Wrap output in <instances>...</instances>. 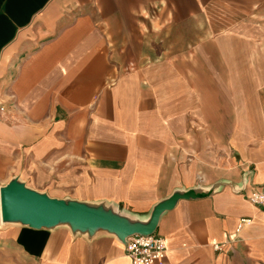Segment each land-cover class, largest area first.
Returning a JSON list of instances; mask_svg holds the SVG:
<instances>
[{"label": "crops", "instance_id": "1", "mask_svg": "<svg viewBox=\"0 0 264 264\" xmlns=\"http://www.w3.org/2000/svg\"><path fill=\"white\" fill-rule=\"evenodd\" d=\"M262 34L264 0H0V187L130 224L175 197L154 264H264ZM0 264L132 263L112 231L0 215Z\"/></svg>", "mask_w": 264, "mask_h": 264}, {"label": "water", "instance_id": "2", "mask_svg": "<svg viewBox=\"0 0 264 264\" xmlns=\"http://www.w3.org/2000/svg\"><path fill=\"white\" fill-rule=\"evenodd\" d=\"M175 197L159 203L147 224L128 223L125 219L75 201H63L33 191L15 180L0 187V215L3 221L18 220L32 228L68 223L78 230L102 228L112 231L123 243L132 234L155 231L160 213L169 208Z\"/></svg>", "mask_w": 264, "mask_h": 264}, {"label": "built area", "instance_id": "3", "mask_svg": "<svg viewBox=\"0 0 264 264\" xmlns=\"http://www.w3.org/2000/svg\"><path fill=\"white\" fill-rule=\"evenodd\" d=\"M5 107L0 103V119L3 118ZM246 198L264 211V191L257 187L249 189ZM124 250L132 264H154L166 255V243L163 236L151 234H132L123 242ZM218 248V246H215Z\"/></svg>", "mask_w": 264, "mask_h": 264}, {"label": "rangeland", "instance_id": "4", "mask_svg": "<svg viewBox=\"0 0 264 264\" xmlns=\"http://www.w3.org/2000/svg\"><path fill=\"white\" fill-rule=\"evenodd\" d=\"M257 46H253V49L251 50V57H253L254 61L257 63H261L260 65H253L252 69H253V77H255V75L261 74V78L262 80L260 81H256L255 80L253 82H251L252 85V89L253 90H258V91H262V96L264 99V64H263V34L259 36V39L257 40ZM257 60V61H256ZM255 64V63H254ZM261 117L264 121V113L261 114Z\"/></svg>", "mask_w": 264, "mask_h": 264}]
</instances>
